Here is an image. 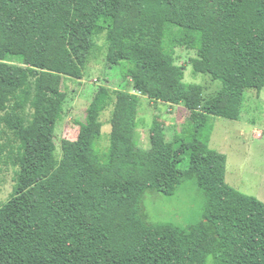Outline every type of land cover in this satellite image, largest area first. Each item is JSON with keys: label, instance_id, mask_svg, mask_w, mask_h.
<instances>
[{"label": "trees", "instance_id": "16d2710c", "mask_svg": "<svg viewBox=\"0 0 264 264\" xmlns=\"http://www.w3.org/2000/svg\"><path fill=\"white\" fill-rule=\"evenodd\" d=\"M177 47L194 50V73L222 88L206 96L186 82ZM98 49L121 82L91 86L77 135L59 145L78 92L70 82L85 85ZM248 90H264V0H0V160L18 143L0 264H264V202L226 183V154L205 143L213 116L242 117ZM144 97L184 109V136L169 138L155 119L142 147ZM189 177L205 193L204 219L149 221L147 190L171 194Z\"/></svg>", "mask_w": 264, "mask_h": 264}, {"label": "rangeland", "instance_id": "374dc122", "mask_svg": "<svg viewBox=\"0 0 264 264\" xmlns=\"http://www.w3.org/2000/svg\"><path fill=\"white\" fill-rule=\"evenodd\" d=\"M218 4L210 1L207 10L214 13ZM104 45V39L99 41ZM101 47V46H99ZM105 50L98 49L89 61L85 70L84 84L70 82V89H76L77 95L70 106L68 117L58 130V144L66 135L74 138L77 135L76 127L80 121L85 120L87 107L92 99L91 86L103 82L107 78L111 83H120L122 73L120 70L111 71L105 66L102 58ZM176 57L179 63L188 65L185 81L201 84L205 88L206 96L222 88V82L213 80L208 74H195L191 59L196 57L194 50L183 47L176 48ZM8 58L18 60L19 56L11 55ZM121 73V74H120ZM88 84V85H87ZM116 84V85H117ZM245 108L239 120L213 116L210 120L205 143L212 150L226 154L227 163L224 175L225 182L238 188L242 192L256 196L264 202V90H248L245 93ZM145 97L139 114V144L149 148L150 128L155 119L164 123L169 138L183 135V121L188 119L187 113L179 106H168L166 103L151 104ZM144 115V116H143ZM111 109L103 113L105 126L103 136L99 141L102 150L108 148L109 133L112 126L109 122ZM255 131L262 132L260 136ZM18 143L14 142V153L0 160V206L11 197L17 176L18 164L15 160ZM189 151L180 167L185 169L189 165ZM144 209L149 221L170 222L181 227H188L201 222L206 211V196L198 184L196 177L185 178L184 181L171 194L156 190H147L144 198ZM212 256L209 259L211 264Z\"/></svg>", "mask_w": 264, "mask_h": 264}, {"label": "crops", "instance_id": "0c3cea01", "mask_svg": "<svg viewBox=\"0 0 264 264\" xmlns=\"http://www.w3.org/2000/svg\"><path fill=\"white\" fill-rule=\"evenodd\" d=\"M166 104H167L168 106H174V105H171V104H169V103H166ZM143 116H144V115H143ZM184 123H186V120L183 121V124H184ZM261 133H262V132H260V131H255V132H254V134H256L257 136H260ZM139 134H140V132H139V129H138V132H137V140H138V142H139V137H140Z\"/></svg>", "mask_w": 264, "mask_h": 264}]
</instances>
